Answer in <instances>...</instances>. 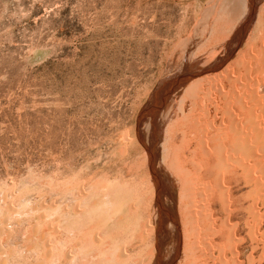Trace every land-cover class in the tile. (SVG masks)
Listing matches in <instances>:
<instances>
[{"label": "rangeland", "instance_id": "374dc122", "mask_svg": "<svg viewBox=\"0 0 264 264\" xmlns=\"http://www.w3.org/2000/svg\"><path fill=\"white\" fill-rule=\"evenodd\" d=\"M263 151L264 0H0L3 253L90 186L151 227L143 263L264 264Z\"/></svg>", "mask_w": 264, "mask_h": 264}, {"label": "bare ground", "instance_id": "6f19581e", "mask_svg": "<svg viewBox=\"0 0 264 264\" xmlns=\"http://www.w3.org/2000/svg\"><path fill=\"white\" fill-rule=\"evenodd\" d=\"M262 68V67H261ZM262 71V70H261ZM248 74V73H247ZM211 79V78H210ZM206 80V79H205ZM260 87V86H259ZM254 89V88H253ZM208 90V89H207ZM217 90V89H216ZM248 90V89H247ZM253 91V90H252ZM207 92V91H206ZM205 92V93H206ZM254 92V91H253ZM222 93V92H221ZM246 95V94H245ZM263 95V94H262ZM242 96V94H241ZM252 96V95H251ZM235 99V98H234ZM262 99V98H261ZM198 100V99H197ZM239 100V99H238ZM199 102V101H198ZM234 103V102H233ZM206 104V103H205ZM215 105V104H214ZM240 105V104H239ZM256 108V107H255ZM236 110V109H235ZM239 112V111H237ZM232 113V112H231ZM236 113V112H235ZM244 113V112H243ZM225 114V113H224ZM226 115V114H225ZM189 116V115H188ZM192 116V115H191ZM205 116V115H204ZM198 117V116H197ZM187 119V118H185ZM196 119V118H195ZM212 119V118H211ZM191 120V119H190ZM178 122V121H177ZM196 123V122H195ZM183 125V124H182ZM203 125V124H202ZM172 126V125H171ZM225 126V125H224ZM230 126V125H229ZM232 127V126H230ZM221 128V127H220ZM255 128V127H254ZM174 129V128H173ZM248 129V128H247ZM221 130V129H220ZM229 130V129H228ZM171 131V130H170ZM231 131V130H229ZM241 131V130H240ZM243 131V130H242ZM252 131V130H251ZM256 131V129L254 130ZM258 131V130H257ZM245 132V131H244ZM243 132V134H244ZM261 132V131H260ZM259 132V134H260ZM199 133V132H198ZM204 133V132H203ZM241 133V132H240ZM256 133V132H255ZM181 134V131H180ZM236 134V133H235ZM246 134V133H245ZM263 135V134H262ZM182 137V136H181ZM202 137V136H201ZM227 137V136H226ZM186 138V137H185ZM218 138V137H217ZM237 138V137H236ZM239 138V137H238ZM212 139V138H211ZM245 139V138H243ZM261 139V138H260ZM263 140V138H262ZM185 141V140H184ZM211 141V140H210ZM240 141V139H239ZM242 141V140H241ZM258 141V140H257ZM261 141V140H260ZM223 142V141H222ZM225 142V141H224ZM226 143V142H225ZM231 143V142H230ZM245 143V142H244ZM212 144V143H211ZM260 144V143H259ZM178 145V144H177ZM180 145V144H179ZM198 145V144H197ZM230 145V144H229ZM233 145V144H232ZM220 147V145L218 146ZM185 148V147H184ZM226 148V146H225ZM234 148V147H231ZM240 148V147H239ZM197 149V148H196ZM243 150V147L240 148ZM238 153L239 154V151ZM249 149V148H247ZM217 150H219L217 148ZM223 150V149H222ZM251 150V149H250ZM263 150V149H262ZM264 152V151H263ZM221 153V151H220ZM224 153V151H223ZM226 153V152H225ZM178 154V153H177ZM198 154V153H197ZM237 154V155H238ZM258 154V153H257ZM261 154H263L261 152ZM222 155V153H221ZM225 155V154H223ZM212 157V156H211ZM209 158V157H208ZM222 159V158H221ZM227 159V158H226ZM176 159H174L175 161ZM225 160V158H224ZM182 161V160H181ZM197 161V160H196ZM223 161V160H222ZM229 161V160H228ZM183 162V161H182ZM189 162V161H188ZM194 162V161H193ZM202 162V161H201ZM220 162V161H219ZM185 163V162H184ZM190 163V162H189ZM197 163V162H195ZM222 163V162H221ZM220 163V164H221ZM172 164V163H171ZM180 164V163H179ZM225 164V163H223ZM178 165V164H177ZM197 165V164H196ZM206 165V164H205ZM219 165V163H218ZM226 165V164H225ZM224 165V166H225ZM175 166V165H174ZM179 166V165H178ZM191 166V165H190ZM220 166V165H219ZM196 167V166H195ZM221 167V166H220ZM223 167V166H222ZM226 167V166H225ZM241 167V166H240ZM185 169V168H184ZM225 169V168H224ZM223 169V170H224ZM180 169H178L179 171ZM199 170V169H197ZM217 170V169H216ZM183 171V170H182ZM181 171V172H182ZM212 171V169H210ZM180 172V171H179ZM178 172V173H179ZM205 172V171H204ZM207 172V171H206ZM233 172V171H232ZM186 173V172H182ZM223 173V172H222ZM243 173V172H242ZM193 175V174H192ZM235 175V174H234ZM233 175V176H234ZM232 176V175H231ZM187 177V175H186ZM195 177V176H194ZM197 177V176H196ZM230 177V176H229ZM191 178V177H190ZM189 178V180H190ZM207 178V177H206ZM205 178V179H206ZM233 178V177H232ZM183 179V177H182ZM187 179V178H186ZM193 179V176L192 178ZM196 179V178H195ZM187 180V181H189ZM231 180V179H230ZM186 181V184H187ZM196 181V180H195ZM195 181H191L192 183H195ZM217 181V180H216ZM184 182V181H183ZM197 182V181H196ZM199 182V181H198ZM123 186H126L122 183H120ZM185 184V183H184ZM129 185V184H128ZM130 186V185H129ZM128 186V187H129ZM192 186V185H191ZM190 186V188H191ZM202 186V184H201ZM204 186V185H203ZM79 187V185H78ZM127 187V188H128ZM132 187V186H131ZM186 187V186H185ZM189 187V186H188ZM217 187V186H216ZM104 188V187H103ZM133 188V187H132ZM188 188V189H190ZM202 188V187H200ZM108 189V188H107ZM186 189V188H184ZM212 189V188H211ZM226 189V188H225ZM92 187L89 186V188H86L85 190L81 187L76 191V195L73 196L75 199V204L70 208V210L63 211L56 213L54 216L56 217V220L54 221V226L50 229L49 233H45L46 235H49V237H43L44 231L40 232L38 231L39 228L37 226H31L27 229L29 230V237L28 240L25 239L26 242H31V245L35 246V243L38 247L41 249V255L40 258H35L33 255V247L32 246H26L25 247V255L19 257L18 252L15 251V249H9L6 247V249H9L6 253H3V250L5 248H2L0 245V264H151V258H152V252L146 253V256H150L144 263H143V256L141 255L140 259H135V256L137 255L136 247L143 245L145 243L146 238H148V233L151 232V227L149 230L146 231H140L138 235L131 234V230L135 231L137 229L136 223L132 220V217L134 216L133 213L139 212L138 209L131 210L129 207V211L124 212L121 208H119L121 205L120 202H118V206L112 207L110 205V202L108 200H104L106 210H100L99 216L96 214L97 211V203L101 202V199H96V197H93V193L95 191H92ZM109 190V189H108ZM136 190V189H135ZM202 191V189H200ZM219 190V189H218ZM223 190V189H222ZM181 191V190H180ZM189 191V190H188ZM199 191V190H198ZM98 192V191H97ZM183 192V191H182ZM192 192V191H191ZM226 192V191H225ZM100 193V192H99ZM134 193V192H133ZM184 193V192H183ZM209 193V192H208ZM219 193V192H218ZM227 193V192H226ZM101 194V193H100ZM110 194V193H109ZM180 194V193H179ZM190 194V191H189ZM206 194V193H205ZM224 195V193H222ZM102 195V194H101ZM127 195V194H126ZM154 195V194H153ZM184 195V194H183ZM204 195V194H203ZM208 195V194H207ZM223 195H220L222 198ZM105 196V195H104ZM101 196V197H104ZM130 196V195H129ZM151 196V195H150ZM149 196V198H150ZM182 196V195H181ZM187 196V195H186ZM183 197L184 199L186 198ZM209 196V195H208ZM211 196V195H210ZM1 197V196H0ZM13 197V196H12ZM120 197V196H119ZM128 197V196H126ZM125 196L122 198H126ZM189 197V196H188ZM227 197V196H226ZM4 198V197H3ZM15 201H21L20 197H15ZM64 199V197H62ZM118 198V197H117ZM121 198V197H120ZM183 198L182 201H183ZM190 198V197H189ZM91 199V200H90ZM180 199V200H181ZM211 199V198H209ZM223 199V198H222ZM4 200V199H3ZM2 200V201H3ZM90 200V201H89ZM126 200V199H125ZM130 200V199H129ZM132 200V199H131ZM142 200V199H141ZM9 200L8 202H10ZM186 201V200H185ZM4 202V201H3ZM140 202V201H139ZM189 202V201H188ZM217 202V201H216ZM222 204L225 202L221 201ZM2 203V202H1ZM116 203V202H115ZM232 203V202H231ZM8 204V203H7ZM13 204V203H12ZM136 204V203H135ZM134 204V205H135ZM195 204V203H194ZM227 204V203H226ZM242 204V203H241ZM21 205L18 204L15 207L12 205H9L6 208V212L1 219L4 224H6L8 227L10 226V223L13 219H15L17 207ZM97 205V206H96ZM104 205V203H103ZM110 205V206H109ZM137 205V204H136ZM136 205L134 208H136ZM139 205V204H138ZM184 205V204H183ZM228 205V204H227ZM233 205V204H232ZM129 206V205H128ZM131 206V205H130ZM142 206V205H141ZM145 207V205H144ZM197 207V206H196ZM103 208V206H101ZM105 208V207H104ZM133 208V207H132ZM189 208V206H188ZM193 208V207H192ZM145 209V208H144ZM201 209V208H200ZM211 209V208H210ZM224 209V208H223ZM226 209V207H225ZM123 212H121V211ZM218 210V209H217ZM238 210V209H236ZM136 211V212H135ZM145 211V210H144ZM180 211H183L181 209ZM179 211V212H180ZM189 211V210H188ZM197 211V210H196ZM193 209L191 211L192 214ZM241 212V210H240ZM144 213V212H143ZM186 213V212H185ZM196 213V212H195ZM19 214V213H17ZM95 217H98V221L94 224L87 225L88 218L93 215ZM137 214V213H136ZM209 215V213H207ZM189 215V214H188ZM195 215V214H193ZM19 216V215H18ZM159 216V214H158ZM186 216V215H185ZM184 216V217H185ZM205 216V215H204ZM204 216H201L204 218ZM191 217V215H190ZM187 218V216L185 217ZM189 218V217H188ZM226 218V217H225ZM224 218V219H225ZM94 220V219H93ZM136 220V219H135ZM176 220V219H175ZM184 220V218H183ZM191 220V219H190ZM188 220V224L192 223ZM194 220V219H193ZM208 220V219H207ZM192 221V220H191ZM201 221V219L199 220ZM146 222V220H145ZM144 222V224H146ZM180 222V221H179ZM185 222V221H184ZM196 222V221H195ZM209 222V221H208ZM225 222V221H224ZM230 223V222H229ZM19 224V222L17 223ZM185 224V225H188ZM193 224V223H192ZM203 224V223H202ZM180 225V224H179ZM183 225V224H182ZM183 227H187V226ZM205 225V224H203ZM232 225V224H231ZM143 227L145 225H142ZM195 226V225H194ZM199 226V225H198ZM228 226V225H227ZM230 226V225H229ZM204 227V226H203ZM139 228V227H138ZM227 228V227H226ZM185 229V228H184ZM191 229V228H190ZM199 229V228H198ZM196 229L195 231H197ZM18 228L15 230L13 228H9L8 231L5 233L7 236L13 235ZM187 232L189 231L186 229ZM192 230V229H191ZM190 230V231H191ZM211 230V229H207ZM223 230V229H222ZM152 231H154L152 229ZM217 231V230H216ZM38 233V235L33 236L35 233ZM158 232V231H157ZM198 232V231H197ZM219 232V231H218ZM228 232V231H227ZM135 233V232H133ZM183 233V232H182ZM190 233V232H189ZM192 233L194 234V231L192 230ZM191 233V235H193ZM201 233V232H200ZM188 234V233H187ZM196 234V233H195ZM182 235V234H181ZM190 235V236H191ZM219 235V234H218ZM33 236V237H32ZM194 236V235H193ZM221 236V235H220ZM176 237V236H175ZM195 237V236H194ZM205 237V236H204ZM30 238V239H29ZM191 238H193L191 236ZM197 238V237H196ZM210 238V237H207ZM37 239V242H36ZM183 239V238H182ZM187 240V239H184ZM208 240V239H207ZM197 242V239H196ZM200 242V241H199ZM207 242V241H206ZM186 244V243H185ZM191 244V243H188ZM197 244V243H196ZM206 245V244H205ZM153 246V245H152ZM158 246V245H157ZM192 246V245H191ZM190 246V247H191ZM199 246V245H198ZM203 246V245H202ZM156 247V246H155ZM195 247V246H194ZM13 248V247H12ZM32 248V250H31ZM158 248V247H157ZM156 248V249H157ZM187 248V246L185 247ZM184 248V253H185ZM207 248V247H205ZM187 248L188 253H190L191 249ZM195 249V248H194ZM192 249V251L194 250ZM136 250V251H135ZM151 250V249H150ZM183 250V249H182ZM18 251V250H17ZM139 251V250H138ZM142 251V249L140 250ZM195 251V250H194ZM197 254L200 249H196ZM16 252V253H15ZM149 252V251H148ZM157 252V251H156ZM15 253V254H14ZM195 253V252H194ZM202 254V252H201ZM221 254V253H220ZM181 255V254H180ZM194 255V254H192ZM203 255V254H202ZM219 255V254H218ZM186 256V255H185ZM198 256V255H197ZM157 257V256H156ZM200 257V256H199ZM202 257V256H201ZM186 258V257H185ZM189 258V257H188ZM192 259V258H191ZM190 259V260H191ZM198 259V258H197ZM221 259V258H220ZM219 259V260H220ZM187 261V258H186ZM191 261H194L193 259ZM155 262V261H154ZM188 262V261H187ZM197 260L195 259V263ZM193 263V262H192ZM194 263V264H195ZM188 264V263H187ZM191 264V262H190ZM197 264V263H196ZM221 264V263H220Z\"/></svg>", "mask_w": 264, "mask_h": 264}]
</instances>
